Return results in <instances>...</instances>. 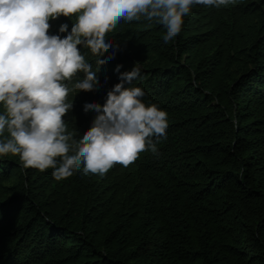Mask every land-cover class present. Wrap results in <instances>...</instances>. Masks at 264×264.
Masks as SVG:
<instances>
[{"label":"trees","instance_id":"obj_1","mask_svg":"<svg viewBox=\"0 0 264 264\" xmlns=\"http://www.w3.org/2000/svg\"><path fill=\"white\" fill-rule=\"evenodd\" d=\"M165 31L119 22L102 86L70 93L64 117L78 140L96 116L85 102L103 105L116 66L140 62L134 86L167 113L157 152L63 180L0 157V264H264V0L193 5L167 43Z\"/></svg>","mask_w":264,"mask_h":264},{"label":"clouds","instance_id":"obj_2","mask_svg":"<svg viewBox=\"0 0 264 264\" xmlns=\"http://www.w3.org/2000/svg\"><path fill=\"white\" fill-rule=\"evenodd\" d=\"M230 3L235 0H0V157L19 156L23 168H51L63 180L81 169L82 175L103 176L117 163L127 167L142 151L156 153V143L166 138L167 113L146 105L145 92L134 86L143 78L140 62L131 71L116 66L119 82L103 105L85 102L83 110L96 116L78 140L64 119L74 106L69 95L102 86L100 65L119 51L108 33L119 22L155 21L166 29L167 43L193 5ZM61 16L73 19L71 31L63 23L58 31L65 35L49 34V21Z\"/></svg>","mask_w":264,"mask_h":264}]
</instances>
